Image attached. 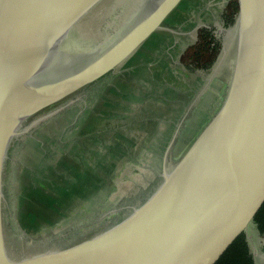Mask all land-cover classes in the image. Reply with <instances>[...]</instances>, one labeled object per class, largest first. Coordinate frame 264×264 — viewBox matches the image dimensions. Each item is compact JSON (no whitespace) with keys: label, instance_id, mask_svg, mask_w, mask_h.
<instances>
[{"label":"water","instance_id":"1","mask_svg":"<svg viewBox=\"0 0 264 264\" xmlns=\"http://www.w3.org/2000/svg\"><path fill=\"white\" fill-rule=\"evenodd\" d=\"M107 1L0 0V264H214L264 202V0H237L223 102L183 156L167 168L177 129L152 188L77 227L103 228L64 246L8 253L15 238L4 230L3 176L20 146L162 30L182 0H120L103 13ZM79 33L88 42L71 49Z\"/></svg>","mask_w":264,"mask_h":264},{"label":"rangeland","instance_id":"2","mask_svg":"<svg viewBox=\"0 0 264 264\" xmlns=\"http://www.w3.org/2000/svg\"><path fill=\"white\" fill-rule=\"evenodd\" d=\"M232 1L237 0H182L163 29L139 48L117 76L104 80L106 88L82 92L73 109L62 110L30 132L33 140L52 127L60 133L57 145L61 146L44 152L37 144L26 156L21 154L15 179L5 168L3 223L8 241L15 238L7 247L12 257L38 250V243L44 241L53 248L78 242L85 229L77 227L89 221L90 209L120 199L123 190L142 194L154 186L161 157L186 108L209 86L200 73L186 69L184 55L202 28L211 29L218 38L229 31L224 16ZM85 37L81 33L70 36L68 46L86 44ZM83 103L92 108L81 109ZM217 103L200 110L209 117ZM186 124L188 128L190 123ZM191 142L184 145L178 140L173 147L182 153ZM176 157L168 161V169ZM11 183L13 189H9ZM137 196L132 199L135 203ZM259 243L253 235L251 245L256 251Z\"/></svg>","mask_w":264,"mask_h":264},{"label":"flooded vegetation","instance_id":"3","mask_svg":"<svg viewBox=\"0 0 264 264\" xmlns=\"http://www.w3.org/2000/svg\"><path fill=\"white\" fill-rule=\"evenodd\" d=\"M119 1L120 0H118V1L117 0H108L104 4V6H102V9L104 10L103 13L108 12V10L110 11L111 8L113 6L115 7ZM235 22H236V20L234 21L233 24L228 26L229 29L228 28L227 29L229 31L227 33H224L222 36H220V38H218L217 35L213 33V35L216 38V40H218L219 43H220V50H219V52L217 54L215 63L207 70H203V71L202 70L201 71L200 70L199 71L195 70V72H194V73H196V72L200 73L204 77V79L206 78V81L208 79L209 86H208V89L206 91H205V88H204V90L201 91L202 93L200 92L198 95H196V97L194 98L193 102L186 108V112L184 113L183 118L181 119V121L179 123V126H178V131H177V134H176V137H175V142H174L175 146L178 144V140L180 142L184 143V145L186 143H188L190 140H192V142H193L194 139L197 137V135L202 131V129L208 124V122L213 118V116L216 114V112L221 107V104L223 102V99H224V96H225V93H226V90H227V87H228V84H229V80H230V77H231V73H232V69H233V63H234V56H235V51H236L237 33H236V30H235ZM92 25H94V27H96L97 23L90 24L91 27H92ZM102 29H103V27H102ZM102 29H101V31H97V32L96 31L93 32V30L91 31V30L88 29L87 32H89L90 35L94 34V36L98 33L96 36L100 35V36L104 37L105 35H107L108 32L102 31ZM125 63L121 64L113 72L107 74L106 76H104L103 78L98 80L97 82H94L91 85H89L86 88H84L85 91L86 90L87 91L88 90H92L93 91V89L95 90L96 87H98V89H97V93H98L100 88L102 89L104 86L106 88L107 87L106 85H108V84L105 85L104 84V80L108 81L111 78H114L115 76H117L122 71V68L125 65ZM186 69L188 70V68H186ZM188 71H190V70H188ZM190 72L192 73V71H190ZM222 89H224L223 90V92H224L223 93V99L221 98ZM79 94H81V93H79ZM218 96H220V99L218 98ZM215 97L217 99H215ZM68 99H66V100H68ZM66 100L59 102L54 107L51 106L47 110H51L53 108H58L60 106H63L64 103L66 102ZM97 100H98V97H97ZM216 100H218V103L216 104L217 106H215L213 108L214 111H213L212 115L209 116V117L205 116L203 114L204 111H202L203 109L200 110V108H202V106H204V105L205 106L206 105H212L213 102L216 101ZM70 108L73 109V105H71L67 109H70ZM91 108L92 107L89 105V103H87V104L83 103L81 105V109H83V110H85V109L87 110V109H91ZM72 111L73 110H70V112H72ZM210 114H211V112H209L208 115H210ZM186 123H190L188 128H187V124ZM59 136H60V133H59V135H58V133L56 134V131L53 130V128L51 127V128H46V129L42 130L40 132V135L36 136V138H33V140L31 138L27 139L25 141V143L22 144V147L20 146L21 149H20V151H18L16 153L15 158H14L15 160L13 161V163L11 162L9 164V166H8L9 171H11L10 174H11L12 178H14V179L16 178V176H17V174L19 172V168L21 167V163H18V158H19V156L21 154L26 156L28 154V152H30L31 148L32 147L35 148V146L37 144L39 145V147L41 149L44 150V152H46V151H56L57 148H58L57 146H59V147L61 146V144L57 145L59 143ZM26 142H28V143H26ZM187 149H185L181 153L180 150L177 147L174 148L173 145H172V148L169 150V153L167 154V158H168L169 163H170V159H172L173 157L178 156V154L181 153L180 156L176 157L177 158L176 160L178 161L183 156V154L186 152ZM166 150H165V152H166ZM165 152L163 153V156L161 158L164 157ZM154 154L156 155L157 153H154ZM168 161H167V163H168ZM137 172H140V171H137ZM150 174H152L151 171H150ZM153 175H155V174H153ZM12 186H13V184L10 185L9 189H13ZM130 189L131 188L128 189L127 193H124L123 192L124 190H123L122 193L120 194L121 195L120 199H118L116 201H109L108 204L106 203L102 207H98L96 209H90L89 210V214H90L89 218L93 219L94 217L99 215V213L101 211L105 210L106 208H110V206L111 205L113 206L117 201L120 203V201L121 200H125L126 197H131V196L135 197L136 193L134 192L132 194V191ZM98 229H101V228H99V227L94 228L93 227V228L86 229L84 234L80 236L79 240H82V239H85V238L89 237L90 235H92Z\"/></svg>","mask_w":264,"mask_h":264},{"label":"trees","instance_id":"4","mask_svg":"<svg viewBox=\"0 0 264 264\" xmlns=\"http://www.w3.org/2000/svg\"><path fill=\"white\" fill-rule=\"evenodd\" d=\"M237 14L238 3L232 1L229 4L228 15L224 16L225 26L233 24ZM219 50L220 43L214 37L212 30L202 28L198 40L184 55L186 56L185 67L192 72L207 70L215 63ZM253 224L259 234L264 236V202L253 218ZM214 264H254L246 234L240 233Z\"/></svg>","mask_w":264,"mask_h":264},{"label":"crops","instance_id":"5","mask_svg":"<svg viewBox=\"0 0 264 264\" xmlns=\"http://www.w3.org/2000/svg\"><path fill=\"white\" fill-rule=\"evenodd\" d=\"M254 235L255 240L257 242H260V246L258 249V251H256L252 245H251V238ZM246 238L248 241V245L251 251V254L253 256L254 259V264H264V236L260 235L259 232L257 231L255 225H252V228L250 229V231H246Z\"/></svg>","mask_w":264,"mask_h":264}]
</instances>
